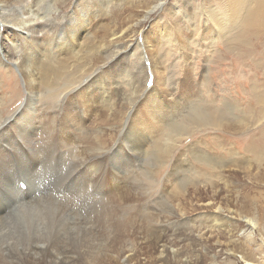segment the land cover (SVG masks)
<instances>
[{"label":"bare ground","instance_id":"1","mask_svg":"<svg viewBox=\"0 0 264 264\" xmlns=\"http://www.w3.org/2000/svg\"><path fill=\"white\" fill-rule=\"evenodd\" d=\"M41 1L42 0H31L28 11V13L36 12V14L39 15L37 19H28L24 22L15 23L9 18L10 14L7 15L6 13L9 11L11 13L14 8L27 1L0 0V30H4L3 32L9 36V38H7L0 35V62H4L5 65L14 66L21 74L25 88L24 91L26 93L23 105L19 106L10 117L3 120L0 124V131H3L0 133V166L6 167L8 162L7 158L17 154L23 161L22 169L27 173L26 176L30 180L31 190L34 191L39 185L38 181L47 178V176L51 174V170H53L48 169V164L44 165L43 169L39 167L41 161L44 159L48 160V157L43 155V149L47 148V146L45 147L42 144L46 143L51 149V157L54 159L53 163L57 165V167L53 165L55 168L54 170H56V175H60L61 170L63 172L62 167H64V172L67 174L65 176H68L67 181L70 179L73 180V178L84 179L85 188L91 190V192L94 193L93 199H98V201L104 204L103 208H105L109 200H111V202L113 200L120 203V200L126 198L125 196L122 197V194L116 191L117 188H121L120 185H123V181L126 183L129 181L127 178L128 173L130 171V173L133 174L131 168L136 167L134 161H151L152 158L158 163L162 161L161 164H166L170 169L169 171H172L169 177L171 179L175 178L181 189V191H179L181 193L177 196L176 194L170 196L168 192L164 193L163 190L160 191V194L163 196V198H161L166 205H169L170 212L168 217L164 219L160 218L159 221L157 220L158 218L156 219L158 222L157 225L155 224L157 227V229L155 228L156 230L170 228L171 225L174 227V225L177 224L181 226L188 221H190V223L196 221V216H188V211L186 213L184 204L182 201L178 200L179 195L183 200L190 199V196L189 199L185 197V190L187 188L185 182L182 180L181 173L183 167H186L191 160H195L198 163L216 169L220 174L221 171H225V169L229 170V168H233L236 170L238 169V174L242 173V178L248 175V177L251 176L253 180H259L260 170L261 168L263 170L264 167V129L258 133L259 135L257 137L254 136L243 148V152L251 155L252 161H249L248 155L240 156V154L235 151L236 149H233L229 136L232 135V127L234 126L240 130V134L245 133L243 131L246 125H249V128L255 127L253 121V123L251 122L252 125L249 124L250 120L246 119L247 116L250 118L252 117L254 121H259L263 118L264 90L263 96L261 97L251 96V98H255L257 103L256 108H258V110H249L247 114L244 113L241 117H236L237 120L232 122L228 104L219 106L217 102L202 99L201 94L197 92L199 87L198 80L196 79L197 75L195 73L196 62L191 54L195 52L198 43L190 37V34L196 32V34L201 37L202 46L205 47L206 45L207 52L210 53L208 58L212 59L214 54H218L217 47L220 41L224 43L234 41L236 36H241L242 31L245 29L250 33L252 28V34L258 33L260 35L264 32V0H218V4L214 3V7H209L206 10L199 4H196V12L195 15H193L195 22H197V20L201 22L200 19L206 16L209 18L207 20L209 24L212 22L216 23L214 24L213 39L206 33L197 31L199 29L197 26L200 24L198 22L195 24V27L190 29L188 27L183 29L181 27L182 25L180 22H182V20L177 18V11H180V15H186L188 19H192L190 17V11L187 12L189 0L185 2L181 1L175 5L169 4L168 7L164 8L168 14L162 9L165 4L158 5V7H161V11L176 24L179 35L177 36V41L173 43V51L182 50V45L184 48L188 47L185 56L181 57V61H176V64L181 67L174 73V75H177L178 81H180L179 84L173 79V76H166L162 73L161 68L154 66V64L161 61V53H164L165 56H169V54L164 52L162 47L168 42L170 38L169 33L173 32L172 30L163 27L157 31L161 25H159L160 23H155L152 28H148L141 32L143 35V44L141 48L138 46L135 47V49L134 46L122 48L124 40L129 38L135 31L134 27L128 25L127 22H123L120 27L125 26V29L118 35V33L111 31L110 27L107 25L96 24V21L100 17H107L105 11L112 4V0H75L72 4L70 3V11L62 15L59 0H50L51 5L47 13L41 11ZM155 8L156 6L150 8L146 12L147 17L145 18H149L148 15H150ZM28 13L26 12V15ZM217 14H220L221 19L217 18ZM92 23L94 24V31L90 33L88 28ZM126 24L128 25L127 28ZM208 27L207 25L205 26V28ZM97 32L101 33L99 38L101 40H98ZM108 38H111L108 44L106 46L102 45V40L107 41ZM240 43H243V41ZM74 46H76V49L73 48ZM89 48L97 50V53L99 52L104 56L101 57L104 62L107 61L104 63V67H96V58L99 53L90 52L88 51L90 50ZM130 58H133V61H130ZM71 61H73L72 65H70ZM123 62H131L130 69L137 70L136 76L134 75L135 79L131 72L128 73L125 80L128 87V98L126 99H121L120 96L118 97V89L115 87V78L121 75L119 72L120 67L118 66V68H116L115 66H122ZM206 62L208 64L211 60H207ZM152 69L156 73L155 78L158 83L156 82V85H152L149 90H145V92L143 89L147 81L151 79L153 75ZM203 72L204 75L202 76L200 84L202 87H205L207 77L209 76L206 69H204ZM111 79H113V81ZM226 95L229 97V94ZM193 96H196V98H193ZM43 105H45V107H41ZM223 108L225 112H228L226 115L219 111V109ZM11 122L16 123L17 128H14L15 130L12 128L11 130H13L15 138H20L21 143H19V140V142H17L11 130H8V124ZM12 124L9 125L12 126ZM207 127L214 130L213 139L218 146L226 147V153L223 155V158L235 155L237 157L236 160L230 158L227 162H224L225 159H218L208 151L212 148L211 143L208 145L200 138L191 139L192 136L195 137V134L207 129ZM235 134H237V132ZM188 140L190 142L186 144ZM6 147H8L9 150L5 152L3 149ZM154 155L156 158H154ZM250 167H253L255 171L249 170ZM112 169H115L117 172ZM12 173H10V168L7 173L6 168L5 174L0 175V181L6 185L7 188L11 189L6 190V197L8 198L10 195H13L12 199L23 201L27 199V197L13 191V187L11 183H9ZM225 174H227L226 171ZM232 175L237 179L236 173ZM26 176L24 179L27 178ZM239 180L240 179H237L235 183L232 181V187L243 189L242 182ZM95 181L106 184L107 192L110 194L108 198L105 197L106 195L104 196V194H96L98 189L96 188ZM221 185L223 184L216 183L209 187L211 191L215 188V194H204L202 192L204 195H201L202 193L197 195V193L194 197L192 196L195 200L194 203H197L198 206L201 207L200 209L198 208L199 210L197 212H201L200 219L204 220V223L193 225L194 227L192 226L191 228L194 229L190 230L186 237L193 238L195 241L200 239L203 240L201 230L202 228H205V230L206 228H210L206 225L208 221L215 225L218 224L220 228H223V226L225 227L229 221L233 223V212L229 210V205L226 200L227 197H230V195L228 196V191L230 190H228L229 187L224 188ZM83 187L81 186L80 188ZM56 188L59 190V187ZM81 190H73L74 192L63 190L61 193L62 195L59 194L62 199L56 202L57 206L54 211V216L57 219L52 225V228H55L70 221L71 224L78 229L77 234L75 233L76 239L74 244L67 249L62 246L63 252L61 253L58 250L59 247L45 245L42 244L43 242L41 243L43 246H39V242L34 243L32 244L34 247L31 248L32 245H30L29 249L31 250L27 252V254L24 253L26 261L30 264H114L115 261V264H148V261L145 262L147 257L143 260L141 259L140 255L142 252H147L149 254L148 257L152 258V264H198L195 262L196 260H184V255L188 253V250L182 247L183 241L181 246L179 241L182 238L184 239V235L186 234H183L182 238L180 236V238H172L175 239L172 241L169 239L170 237H168V232H166L167 229H164L166 231L163 230L164 234L162 240L164 241L159 238L157 241L155 240L156 243L154 244L146 243L142 246V244L139 243H136V245L128 243L121 247L124 238L119 239L116 245H113L111 241L107 243L105 241L106 229L102 221L103 216H97L95 218L92 216L93 214L85 210L86 208H84V211H81V208L77 210L80 204L76 200L77 197L83 195ZM126 190L128 191L129 188ZM102 191H104V189ZM127 191L126 193L129 194ZM232 192L236 193L237 191ZM130 194L132 193L130 192ZM54 195H56V193H54ZM245 195L243 197H245ZM238 197L240 196L237 195L236 198ZM216 198H219V200ZM90 200L92 199L90 198ZM36 211L37 209L35 207V209L30 212V215L34 216ZM90 211L92 210L90 209ZM47 214H49V212L46 213V216ZM50 214L52 213L50 212ZM158 214L160 215V213ZM253 219L251 221L254 222L251 223H253L252 226L254 227L257 226V221ZM247 222L250 223V221ZM115 227L120 231L129 229L127 226L123 225ZM130 227H132V225ZM177 228L175 229L177 230ZM48 229H50V227ZM63 229L64 228H62V230ZM51 230L52 229H50V231ZM205 230H203V232H205ZM71 231L74 232V230ZM213 231L215 232L214 229ZM227 231L226 229L225 232ZM31 232L32 230L30 233ZM33 233L34 231L32 234ZM37 233H35V235ZM122 233L126 234L125 231ZM178 235H180V232H178ZM210 235L213 236V232ZM35 237L36 236H34V238ZM56 238L54 237V239ZM201 240L200 242H202ZM230 243L231 242H229V245ZM2 245L0 240V264H22L21 260H17V262L13 261L14 259H19L18 255H21L22 251L20 250H22V244L17 245L16 249H14L18 255L14 254L12 257L6 256L7 246L3 247ZM108 251L110 255L107 254ZM243 251L246 252L245 250ZM150 258L148 259L150 260Z\"/></svg>","mask_w":264,"mask_h":264},{"label":"rangeland","instance_id":"2","mask_svg":"<svg viewBox=\"0 0 264 264\" xmlns=\"http://www.w3.org/2000/svg\"><path fill=\"white\" fill-rule=\"evenodd\" d=\"M26 1L27 2L23 3L24 5L22 4L16 8H14L11 11V13H10V11L6 13L7 15L10 14L9 18L12 21H14L15 23L24 22L25 20H28V19H37L39 17V15L36 14V12L28 13L29 7L31 4V0L30 1L26 0ZM74 1L75 0H59V3L61 5L60 10H62L61 15L63 13H68L70 11L71 4ZM181 1L185 2L186 0H112L111 1L112 4L105 11V15L107 17H100L96 21V24L107 25L108 27H110L111 31H114V32L118 33V35H120L121 32L125 29V26L120 27L121 24L123 22H127L128 25L134 27L135 31L133 32V34L129 38H126L124 40V43L122 44L123 45L122 48H124L126 46H129V47L134 46V49L137 46L139 48H141V46L143 44V35L141 34V32L143 30L148 29V28H152L155 25V23H160L159 25H161L157 29V31L163 27L165 29L172 30L173 32L169 33L170 38L168 39V42L165 44L164 47H162L164 52L169 54V56H165L164 53H161L160 54V56L162 57L161 61L154 64V66H156L157 68H161L162 73L165 74L166 76H168V77L173 76V79L176 80L177 83L179 84L180 81H178L177 75H174V73L178 69H180L181 67L176 64V61H181V57L185 56V52L188 50V47L184 48L182 43H181L182 50L175 51V52L173 51V46H174L173 43L175 41H177V36L179 35L177 28H176V24L173 22V20L171 18H168L166 16V14H164L161 11V7H158V5L165 4V6L162 8V9H164V8L168 7L169 4L175 5L176 3H180ZM214 3L218 4L219 2H218V0H205V1L189 0V6L187 9V12L190 11V13H191L190 17L192 19H188L186 17V15H180V11H177V18L182 20V22H180L182 25L181 27L183 29H186V27H188L190 29L192 27H195V24H197V22H198L200 24L197 26V28H199L197 31L202 32V33L204 32L210 38L213 39L214 38V31L213 30L215 28L214 24H216V23L212 22L209 24V22H207V20L209 18L206 16H204L200 19L201 22H199V20H197V22H195L193 15H195V12H196L195 11V8L197 7L196 4H199L204 10H206L209 7H214ZM50 5H51L50 0H45V1L42 0L40 3L41 11L46 12V13H47V11L49 12L48 9H49ZM153 6H156L155 10L152 11L150 15H148L149 18H145V17H147L146 12L150 8H152ZM164 10L166 11V9H164ZM26 12L28 13L27 15H26ZM166 13H167V11H166ZM7 15H5V16H7ZM217 18L221 19L220 14H217ZM128 25L126 26V28L128 27ZM206 25L209 27L205 28ZM3 31L4 30H0V35L9 38V36H7V34H5ZM88 31L90 33H92L94 31V24L93 23L88 28ZM251 32H252V28L250 30V33H248L247 29H245L242 31L241 36H238V37L236 36L234 41L225 42V43L223 41H220L218 44V47H217L218 54H214L212 59L208 58L210 53L207 52V49H206L207 46L206 45H205V47L202 46L201 37H199L196 34V32L194 34H190V37H192V39L196 40L198 43V46L196 47L195 52L193 54H191V56L195 59V62H196L195 73L197 75L196 79L198 80V87H199L197 92L201 94L202 99L217 102L219 106H224L225 104H228L229 105L228 109H230V112H231V119H232L231 121L232 122L233 121L235 122L237 120L236 117H241L244 113L247 114V111H249V110H253V111L258 110V108H256V104H257L256 100L254 97L251 98V96H258V97L263 96V90H264V70H263L264 69V32H262L260 35L258 33L252 34ZM96 34L98 36L97 37L98 40H101V39H99L101 33L97 32ZM110 39L111 38H108L107 41L102 40V45L106 46L108 44V42L110 41ZM216 40H218V39H216ZM241 41H243V43H240ZM73 48L76 49V46H74ZM89 49L90 50H88V51H90V52H96V54L99 53V52L97 53V50H92V48H89ZM0 55H1V52H0ZM101 57H104V56L99 53L97 55V58H96V60H97V66L96 67L97 68L104 67L105 66L104 63L107 62V61L104 62V60L101 59ZM206 57H207V59H206ZM207 60H211V62L208 63L209 65L206 62ZM130 61H133V58H130ZM72 64H73V61H71L70 65H72ZM178 64H180V63H178ZM118 66L120 67L119 72L121 73V75L115 78V80H116L115 81V84H116L115 87L118 89V97L120 96L121 99H126V98H128V87L126 85L125 80L128 76V73H131V72H132V75L135 79L137 70L136 69H130L131 68V62H128V63L123 62L122 66L116 65L115 67L118 68ZM204 69L207 70L209 77H207L205 87H202L200 82L202 80V76L204 75V72H203ZM152 71H153V75L151 77L152 85H156V82H157L156 78H155L156 73L153 69H152ZM156 71H157V69H156ZM112 77H114V76H112ZM111 80L113 81V79H111ZM142 80H144V79H142ZM22 83H23V80H22L21 74L15 69L14 66H12V65L10 66L7 64L5 65L4 62H0V124L3 122V120L10 117L13 114V112H15V110H17L19 108V106L23 105L26 93L24 91L25 90L24 83L23 84ZM196 84H197V81H196ZM177 89H179V88H177ZM143 90L148 91L149 88H147L145 86V88ZM177 93H179V92H177ZM226 94H229V97H227ZM193 98H196V96H193ZM236 103L239 105H237ZM41 107H45V105H43ZM219 111L222 113H225V115L228 113L227 111L226 112L224 111V108L219 109ZM40 116H42V115H40ZM246 119L250 120L249 121L250 125H252V123L254 122L255 127L249 128V125H246V127L244 128V131H243L245 133L240 134V130L234 126V127H232V135H230L229 137H230V143L233 146V149L234 150L236 149L235 151H237L240 154V156L248 155V159H250L249 161H252L251 155H249L246 152H243L244 151L243 148L245 147V145L248 144V142L254 136L257 137L259 135L258 133L262 129H264V116L259 121H254V119L252 117L250 118L248 116L246 117ZM12 123L13 122H11L9 124H12ZM9 124H8L9 129L6 128L9 131L12 128L13 129L17 128L15 122L12 124V126ZM1 132H3V131H0V133ZM11 132L13 133L14 139L17 142L20 141L19 143H21V140L19 137L15 138V134H14L13 130H11ZM236 132H237V134H235ZM195 135H196L195 137H193V136L191 137L192 140H194L193 138H195V139L200 138L202 141L206 142L208 145H209V143H211L212 148L209 149L208 151L214 157H216L218 159L223 158V155L226 153V147L225 146H218V144L214 141V139H213L214 130H212L210 127H207V129L200 131ZM189 142H190L189 140L186 141V144H189ZM42 145H44L45 147L47 146V148L43 149V155L47 156L48 160L44 159L43 161H41V163H40L41 165L39 167H41L43 169L44 165L48 164L47 165L48 169H50V170L53 169V170H51V174H49L50 176L49 175L47 176L48 179L45 178L41 181H38L39 185H38V187L35 188L34 191L31 190L30 180L26 176L27 173L23 171L24 169H22L23 168V166H22L23 161L21 160V158L17 154H14L10 158H7L8 162H7L6 167L0 166V175L5 174L6 168H7V173H8L9 168H10V173L13 172L12 177L10 178V182H9V183H11V185L13 187L12 190L16 191L18 194H20L22 196L27 197V199H25L23 201L17 200V199L16 200L12 199L13 195H10L7 198L5 192L7 189L8 190H11V189L7 188V186L4 185L0 181V240H1V243L3 244L2 245L3 247L7 246L6 247V254H7L6 256L12 257L14 254L18 255L14 249H16L17 245L22 244V248L20 247L22 249V250H20V251H22L21 255L20 256L18 255L19 259L17 258V259H14L13 261L17 262V260L18 261L21 260L22 264H30L28 261H26L24 253L27 254V252H29L31 250V249H29L30 245H32L34 243L39 242V246H43V245H41V243L43 242L42 244H45V245H51L52 247H57V248L59 247L58 250L61 253L63 252V248H61L62 246H64V248L66 247L65 249H67V248H70L72 246V244H74L78 229L75 228L71 224L70 221L65 222L64 225H60V226H57L55 228H52L53 227L52 225L54 224L55 220L57 219L54 216V211H55V208L57 206L56 202L59 199H62V197L59 194H61L63 192V190H66L68 192H70V191L74 192L75 190L77 191V190L82 189L81 191H82L83 195L80 197H77V200H76L80 204V205H78L77 210L81 208L80 210L84 211V208H86L85 210H87V212H90V214H93L92 216L95 218L97 216H103L102 221L104 222V226L106 229V230L105 229L104 230L106 232L105 233V241L107 243H109L111 241V242H113V245H116L119 239L124 238V242L121 245V247L125 246L128 243L129 244L132 243L135 245H136V243H139V244H142V246H144L146 243L154 244V243H156V241L159 238L161 240L163 239L164 231H166L164 229H167L166 232H168V235H169L168 237H170L169 239H171L172 241L175 240L172 238H176L179 236L182 238L183 234H186V235H184V239L182 238L179 241L180 246L182 245V241H183L182 247L185 250H186V248L188 250L187 254L189 256L187 254L184 255V260H186V259H192L194 261L196 260L195 262L198 264H264V167H263V170L261 168L260 173H259L260 178H259V180L256 181V180H253L251 178V176L248 177V175L247 176L245 175V177L242 178L243 177L242 173H240V174H238L239 172L237 173L238 169L237 170L233 169V168L232 169L229 168V170L225 169L227 174H225L224 170L221 171V174H220V172L216 169H212L205 164H201V163L196 162L195 160H191L186 165V167H183V170L181 173L182 174V180L185 182V185L187 188L185 190V197H187L189 199V196H190V199L189 200H183L181 198V196L179 195L178 200L182 201V203L184 204V209H185L186 213L188 211L187 215L188 216L189 215L190 216L195 215L197 219L194 223L193 222L190 223V221H188V222H185L181 226H180V224H177V225H174V227H173V225H171L170 228H161L160 230H156L157 229L156 225L158 223L157 220L159 221L160 218L164 219V218L168 217L169 216L168 214L170 212L169 205H166V203L163 201V199H162L163 196H162V194H160V191L163 190L164 193L168 192L170 196H173V194H176V196H177L179 193H181V192H179V191H181V189L179 188V185H178L177 181L175 180V178L171 179L169 177L170 174L172 173V171H169L170 169L168 168V166L166 164L162 165L161 164L162 161L158 163L153 158L151 159V161H140V162H138V160L134 161L136 167L131 168L133 174H131L129 171V173H128L129 177L127 176L129 181L127 183L123 181V185H120L121 188H117V191H116V192H120L122 194V197L125 196L126 198L124 200H120L121 201L120 203L113 201V200L111 202V200H109L110 202L107 201V204L105 205L106 207L103 208L104 204L101 203L100 201H98V199H93L94 193L91 192V190H88L87 188H85V184H84L85 180L84 179H74L73 178V180L72 179L69 180L70 182L67 181L68 176L67 177L65 176L67 174L64 172L65 171L64 167H62L63 172L61 170L60 175L59 174L56 175V170H54L55 169L54 166L57 167V165H55L53 163L54 159H53V157H51V149L48 146V144H46V143L45 144L43 143ZM7 150H9L8 147L3 149V151H5V152ZM0 153H1V150H0ZM154 158H156L155 155H154ZM230 158L232 160L237 159V157L235 155H233L232 157L230 155L228 158H223V160L225 159L224 162H227ZM16 162H17V164H16ZM112 170H115V169H112ZM249 170H253V172L255 171V169L253 167H250ZM231 171H233V172H231ZM230 172L232 174L236 173L237 179H240L239 181L242 182L243 189L232 187V184H231L232 181L235 183V181H237V179L235 177H233V175ZM228 173H229L230 178L228 176ZM21 175H23V176H21ZM172 175H174V174H172ZM25 176L27 177L26 178L27 180L24 179ZM28 180H29V182H28ZM49 180H50V182H53V183H50ZM61 180H62V182H61ZM64 181H65V183H64ZM77 181H78V183H77ZM20 182L25 183L27 185V188L25 191L20 190V188H19ZM95 183H96V188L98 189L96 191V194L97 195H100V194L103 195L104 194V196L106 195L105 197L108 198L110 196V194H108V192H107L108 190L106 189V184L103 182H100V181H95ZM131 183H133V184H131ZM216 183H222L223 184V185H221L222 187H224V188L229 187L230 188V189L228 188V190H230V191H228V196L230 195V197H227L226 200H227V204L229 205L228 206L229 210L233 212V214H232V216L234 217L233 223L232 222L230 223V221H229L228 222L229 224L227 223V225H225V227L223 226V228L222 227L220 228V226L218 224L215 225V224L210 223L208 221V224L206 223V225H208L210 228H206V230H205V228H202V230H201L202 234L200 233L201 236L203 235L202 236L203 240L200 239L202 242H200V240L195 241L193 238L186 237L188 232L190 230L194 229V228H191L193 225L195 226V224L200 225L199 223H201V224L204 223V220L200 219V216H201L200 213L201 212H197L201 207L198 206L197 203H194L195 200L193 199V197L195 196V194L198 193L197 195H199L202 192L204 194H211V195L213 193L215 194V191H216L215 188H213L212 189L213 191H211V189H209V187L211 185L216 184ZM130 184L132 187L130 186ZM44 185H47V186H44ZM99 185H100V188H99ZM124 185H125V187H124ZM81 186L82 187L84 186V187L80 188ZM92 186H93V184H92ZM46 187H47V189H46ZM56 187H59V190H57ZM53 188H55V189H53ZM72 188L74 191L72 190ZM124 188H126V189L129 188V190L127 191ZM103 189H104V191H102ZM126 191L129 194H127ZM232 191H237V192L233 193ZM48 192H49V195H48ZM53 192L56 193V195H54ZM130 192L132 194H130ZM170 192H172V193H170ZM203 193L201 195H204ZM245 194L248 196H246ZM87 195H89V196H87ZM235 195L236 196L238 195L240 197L236 198ZM244 195H245V197H243ZM88 197H89V199H88ZM129 197H131V198H129ZM75 198H76V196H75ZM90 198L92 200H90ZM214 199H215V197H214ZM216 199L219 200V198H216ZM192 200H193V202H192ZM132 201H134V202H132ZM228 201H229V203H228ZM25 202H27V203H25ZM49 203L52 204L53 207ZM242 203H243V205H242ZM238 204H239V206H238ZM236 206H237V208H236ZM25 207H26V209H25ZM35 207H36L37 211L35 212L36 214L34 216H32V215H30V212H32L33 209H35ZM90 209L92 211H90ZM167 209H168V211H167ZM11 210H13V211H11ZM103 211H104V213H103ZM48 212H49V214H47V216H46V213H48ZM50 212L52 214H50ZM78 212H80V211H78ZM238 212H239V214H238ZM158 213H160V215ZM50 215L54 216V217H51ZM154 215H155V217H154ZM156 216H158V217H156ZM44 217L46 218V220ZM246 217H248L249 219ZM250 217L252 219L253 218L256 219V221H257L256 225L257 226H254V227L252 226L253 223H251V222H254V221H251L252 219ZM22 220H23V222H22ZM247 221H250V223H248ZM16 222H17V224H16ZM45 223H47V224H45ZM124 223H125V225H124ZM209 224H211L212 226ZM122 225L127 226V228H129V229L120 231L119 229H117V227H115V226L119 227ZM131 225H132V227H130ZM68 226L71 228H69ZM213 226L216 228H214ZM226 226H228L229 228ZM235 226H237V227H235ZM49 227H50V229H52L51 231H50V229H48ZM62 228H64V229L62 230ZM66 228H68V229H66ZM175 228H177V230ZM231 228L233 229V231ZM36 229H38L39 231ZM199 229H201V228H199ZM213 229L215 230V232L213 231ZM226 229L228 230L227 232H225ZM21 230H23V231H21ZM31 230H32V232L34 231L33 234H32V232L30 233ZM71 230H74V232ZM203 230H205V232H203ZM35 231H37L39 234ZM48 231H50V232H48ZM124 231L126 234L122 233ZM156 231H158V232H156ZM229 231L230 232L232 231V232L230 233ZM70 232H71V234H70ZM178 232H180V235H178ZM209 232H211V233H209ZM212 232H213V236L210 235V234H212ZM35 233H37V234L35 235ZM29 234L32 236H30ZM151 234H152V236H151ZM159 235H160V237H159ZM207 235H209V236H207ZM22 236H23V238H22ZM34 236H36V237L34 238ZM37 236L38 237L40 236L39 237L40 240ZM42 236H43V238H42ZM56 236H57V238H56ZM5 237H6V239H5ZM54 237L56 239H54ZM209 237H210V239H209ZM69 238H70V240H69ZM61 239H62V241H61ZM162 241H164V240H162ZM203 241L205 242L206 247L209 245L208 247H213V248L207 247L208 248L207 249L205 247V244ZM219 241H220V243H219ZM184 242H185V244H184ZM229 242H231L233 244L230 243V245H229ZM186 243H188V244H186ZM189 243H194V244H189ZM185 245H186V247H185ZM187 245H189V246H187ZM33 247L34 246L32 245L31 248H33ZM188 248H190V249H188ZM209 249H212V250H209ZM243 250H245L246 252H244ZM212 252H214V253H212ZM107 254H109V251L107 252ZM148 255L149 254L147 252H142L140 257L142 260L145 257H147L145 262L148 261V264H152L151 263L152 258L148 257ZM148 258H150V260ZM198 260H199V262H198ZM115 262H114V264H115Z\"/></svg>","mask_w":264,"mask_h":264}]
</instances>
